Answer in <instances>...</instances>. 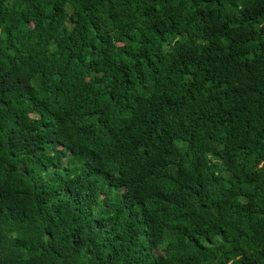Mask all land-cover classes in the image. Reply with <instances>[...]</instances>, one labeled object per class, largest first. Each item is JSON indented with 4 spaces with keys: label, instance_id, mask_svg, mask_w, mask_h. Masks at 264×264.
<instances>
[{
    "label": "trees",
    "instance_id": "1",
    "mask_svg": "<svg viewBox=\"0 0 264 264\" xmlns=\"http://www.w3.org/2000/svg\"><path fill=\"white\" fill-rule=\"evenodd\" d=\"M0 264H264V0H0Z\"/></svg>",
    "mask_w": 264,
    "mask_h": 264
}]
</instances>
